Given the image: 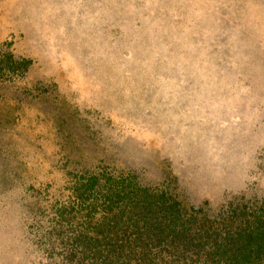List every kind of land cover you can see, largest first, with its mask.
<instances>
[{
  "label": "rangeland",
  "instance_id": "374dc122",
  "mask_svg": "<svg viewBox=\"0 0 264 264\" xmlns=\"http://www.w3.org/2000/svg\"><path fill=\"white\" fill-rule=\"evenodd\" d=\"M0 264H264V0H0Z\"/></svg>",
  "mask_w": 264,
  "mask_h": 264
},
{
  "label": "trees",
  "instance_id": "16d2710c",
  "mask_svg": "<svg viewBox=\"0 0 264 264\" xmlns=\"http://www.w3.org/2000/svg\"><path fill=\"white\" fill-rule=\"evenodd\" d=\"M142 192L146 193V191H142ZM144 198H146V197H144ZM153 201H156V200H153ZM151 206L152 205L150 203H147L145 201H143V202L137 201L135 203V206H133V204H130V206H129V209L131 210V212L132 211L136 212V213H131L130 219L133 220V222L131 224L136 225L135 227H137V225H141L142 218L146 219V220L144 219V223L143 224L147 228H141L142 231L145 232V233H148L151 228L154 229V225H155L154 223H148L147 222V221H150V219H155V218H150V215H149ZM166 219H167V222H169V226H170L172 224V218L169 217V218H166ZM138 228H140V227H138ZM133 235H138V234H133ZM243 236H242L241 239H244V240H247V241L243 242L242 246L245 247L248 250L249 253H252V248H251V245H250L251 240H248L249 236L248 237H246V235H243ZM132 246H133V248L135 250L132 248ZM142 247H143V243H140V245H138V241L137 240H131V242L127 246V248H129V251H131V252L132 251L136 252ZM222 247H224V245H222ZM225 250H229V249H225ZM241 251L247 252V251H244L243 249H241ZM233 253L235 254V257H233V259H234V258H236V256H238V254L236 252H234V251H233Z\"/></svg>",
  "mask_w": 264,
  "mask_h": 264
}]
</instances>
